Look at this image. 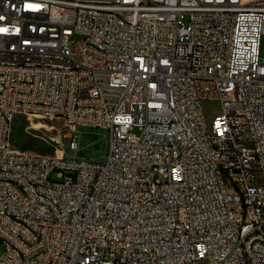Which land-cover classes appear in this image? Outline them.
<instances>
[{
	"label": "built area",
	"instance_id": "1",
	"mask_svg": "<svg viewBox=\"0 0 264 264\" xmlns=\"http://www.w3.org/2000/svg\"><path fill=\"white\" fill-rule=\"evenodd\" d=\"M263 34L264 0H0V264H264ZM19 115L74 153L13 148Z\"/></svg>",
	"mask_w": 264,
	"mask_h": 264
},
{
	"label": "rangeland",
	"instance_id": "2",
	"mask_svg": "<svg viewBox=\"0 0 264 264\" xmlns=\"http://www.w3.org/2000/svg\"><path fill=\"white\" fill-rule=\"evenodd\" d=\"M260 52L261 56H264V34L260 39ZM201 104L206 121L210 123L214 112L219 108V103L203 100ZM63 124L60 117L28 118L26 115H19L12 123L9 134L10 144L13 148L23 151L72 155L74 150L70 149L69 141L63 138ZM79 130L80 153L86 158L104 161L108 149L106 140L108 130L91 126H79ZM133 131L136 132L137 129L135 128ZM54 177L52 175V178Z\"/></svg>",
	"mask_w": 264,
	"mask_h": 264
},
{
	"label": "bare ground",
	"instance_id": "3",
	"mask_svg": "<svg viewBox=\"0 0 264 264\" xmlns=\"http://www.w3.org/2000/svg\"><path fill=\"white\" fill-rule=\"evenodd\" d=\"M20 86H30V77H20ZM11 128H6V135L9 136ZM36 155H43L42 153H36ZM14 191L16 192L18 199H25L26 186L22 182H14ZM1 241L0 257H3L7 252V242Z\"/></svg>",
	"mask_w": 264,
	"mask_h": 264
}]
</instances>
